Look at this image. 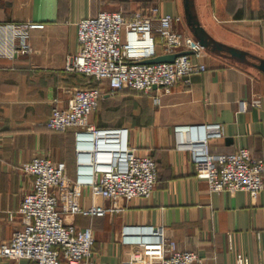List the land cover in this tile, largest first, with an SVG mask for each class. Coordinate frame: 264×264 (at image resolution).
<instances>
[{
	"label": "crops",
	"instance_id": "1",
	"mask_svg": "<svg viewBox=\"0 0 264 264\" xmlns=\"http://www.w3.org/2000/svg\"><path fill=\"white\" fill-rule=\"evenodd\" d=\"M194 4L201 26L215 42L253 56L264 48V0ZM118 6L128 14L158 6L161 16L181 17L176 30L195 38L183 0H125L120 5L117 0H0V42L13 24H46L30 34L32 54L13 61L0 57V245L23 226L19 208L33 189V178L21 172L23 164L36 157L64 162L75 179L74 133L50 131L46 123L53 106H68L74 89L98 88L102 98L91 122L100 128H129L131 145L157 161L159 180L151 198L124 204L118 214L76 216L79 227L93 228L96 264H131L119 242L125 224L163 226L167 237L201 255L205 264H237L239 257L264 264V190L255 200L243 191L211 193L195 175L189 154L176 149L175 136L178 126L219 122L224 138L211 142L214 152L247 148L264 160V73L205 50L207 72L193 75L189 86L176 85L159 106L149 95L134 99V90L109 95L107 82L69 73L65 63L79 51L78 22ZM254 100L260 105L252 106ZM0 264L28 262L0 259Z\"/></svg>",
	"mask_w": 264,
	"mask_h": 264
},
{
	"label": "built area",
	"instance_id": "2",
	"mask_svg": "<svg viewBox=\"0 0 264 264\" xmlns=\"http://www.w3.org/2000/svg\"><path fill=\"white\" fill-rule=\"evenodd\" d=\"M181 17L161 16L158 6L128 14L101 11L78 22L79 51L69 56L65 70L89 80L107 82L109 95L134 90L149 95L155 106L180 83L207 72L205 49L193 37L176 30ZM0 42V57L15 60L32 54L30 34L45 23L25 21L9 26ZM179 54L174 62L145 63L162 55ZM102 94L98 88L71 92L68 106H53L46 126L75 136L76 176L64 162L36 157L21 167L33 178V189L21 202L23 226L0 245V259L28 264H96L92 227H79L78 215L113 216L124 204L152 197L159 168L151 155H140L125 127L100 128L91 122ZM243 103L241 106L243 107ZM252 106H259L254 100ZM176 149L190 156L194 173L211 193L246 192L255 200L264 190V160L247 148L217 153L211 142L224 138L219 122L175 128ZM86 192L91 203L86 204ZM119 242L131 264H205L198 253L183 250L167 237L163 226L125 224ZM237 264H249L239 257Z\"/></svg>",
	"mask_w": 264,
	"mask_h": 264
},
{
	"label": "water",
	"instance_id": "3",
	"mask_svg": "<svg viewBox=\"0 0 264 264\" xmlns=\"http://www.w3.org/2000/svg\"><path fill=\"white\" fill-rule=\"evenodd\" d=\"M195 0H183L185 17L187 25L194 35L195 39L198 41L199 45L205 50L211 51L219 55H226L235 61L245 63L247 65L253 66L260 72L264 73V59L258 58L256 56L250 55L246 52L238 50L236 48L228 47L226 45L215 42L201 26L195 10ZM179 54L162 55L155 59L148 60L145 63L155 64L168 62L172 63Z\"/></svg>",
	"mask_w": 264,
	"mask_h": 264
},
{
	"label": "rangeland",
	"instance_id": "4",
	"mask_svg": "<svg viewBox=\"0 0 264 264\" xmlns=\"http://www.w3.org/2000/svg\"><path fill=\"white\" fill-rule=\"evenodd\" d=\"M123 1H125V0H117V2H118V5H120L121 3H123ZM120 6H118L117 7V9H113V10H107V11H118V10H121L120 8H119ZM258 53L256 54L257 56H258V58H264V48H260V49H258V51H257ZM256 56V57H257ZM130 94H132V95H134V99H136V95H138V96H147L146 94H144V93H142V92H136V91H130ZM140 97H137V98H140Z\"/></svg>",
	"mask_w": 264,
	"mask_h": 264
}]
</instances>
